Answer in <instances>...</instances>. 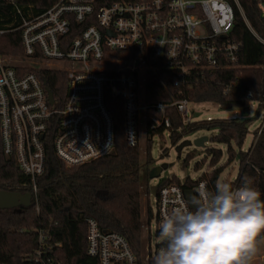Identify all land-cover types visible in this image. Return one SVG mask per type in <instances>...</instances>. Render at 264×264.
<instances>
[{
  "label": "built area",
  "instance_id": "built-area-1",
  "mask_svg": "<svg viewBox=\"0 0 264 264\" xmlns=\"http://www.w3.org/2000/svg\"><path fill=\"white\" fill-rule=\"evenodd\" d=\"M257 5L264 18V0H257ZM238 8L244 16L239 4ZM244 20L264 44L245 16ZM233 24L234 10L225 0H121L107 5L100 0H60L24 20L18 28L24 57L0 56V151L30 179L36 209V179L45 172L46 140L53 124L56 156L67 167H77L114 151L108 95L121 103L123 135L130 147L139 146V128L148 121L154 129L170 128L166 116L170 107L188 122L187 99L147 104L145 74L162 67L185 78L193 72L204 76L206 70L217 71L224 64L237 66L241 45L229 39ZM22 68L63 72L67 83L63 105L50 104L45 82ZM149 110L161 113L162 119L147 115ZM201 189L208 190L205 181L193 191ZM186 191L176 184L159 190L156 233L159 221L187 201ZM87 227V254L98 264H153L161 246L151 251L148 244L147 256L139 263L125 237L101 232L93 219L87 220Z\"/></svg>",
  "mask_w": 264,
  "mask_h": 264
},
{
  "label": "trees",
  "instance_id": "trees-1",
  "mask_svg": "<svg viewBox=\"0 0 264 264\" xmlns=\"http://www.w3.org/2000/svg\"><path fill=\"white\" fill-rule=\"evenodd\" d=\"M60 0H0V56L20 59L24 57L21 31L24 20H30L54 6ZM121 0H100L107 5ZM136 1V0H126ZM234 10V24L229 39L241 45L237 66L220 70H206L204 76L196 72L185 78L173 71L159 67L145 74V97L147 104H172L180 99L190 103H216L222 110H241L249 116L257 105L252 118L216 119L184 122L176 108L166 110L171 126L151 128L145 125L147 145L143 166L140 147L127 145L123 135V112L121 103L107 96L106 102L114 121V151L90 163L67 167L59 160L53 149L55 124L47 136L46 168L36 179L38 209L32 200L30 207L0 210V264H98L87 254V220L97 222L101 232H115L126 238L139 263L147 256L151 234H144L141 219L143 179L153 163L152 138H163L167 131L176 146L184 136L199 130H217L210 139L212 143L226 146V165L238 162V174L229 182L238 189L247 180L260 192L264 201V117L262 124L253 131V142L244 150L250 133V125L264 112V44L247 27L244 16L252 30L264 39V18L257 0H225ZM162 66V65H161ZM23 73L34 71L53 94L55 107L63 105L67 98V83L63 72L22 68ZM158 120L162 114L147 111ZM261 133L258 136V132ZM209 168L199 179L187 177L184 181L176 176L159 182L156 193L167 185L176 184L184 190L195 189L199 181H205L209 192H214L224 171L219 166L222 150L207 149ZM187 160L184 167L187 166ZM201 165L196 164L195 170ZM143 171L145 173H143ZM146 173V174H147ZM30 179L0 151V192H18L33 195ZM153 218L151 208L147 226ZM158 236V232L156 233ZM41 237L43 241L41 242ZM264 239V233L258 241Z\"/></svg>",
  "mask_w": 264,
  "mask_h": 264
},
{
  "label": "clouds",
  "instance_id": "clouds-1",
  "mask_svg": "<svg viewBox=\"0 0 264 264\" xmlns=\"http://www.w3.org/2000/svg\"><path fill=\"white\" fill-rule=\"evenodd\" d=\"M247 180L201 189L157 225L153 264H252L264 233V201Z\"/></svg>",
  "mask_w": 264,
  "mask_h": 264
},
{
  "label": "rangeland",
  "instance_id": "rangeland-1",
  "mask_svg": "<svg viewBox=\"0 0 264 264\" xmlns=\"http://www.w3.org/2000/svg\"><path fill=\"white\" fill-rule=\"evenodd\" d=\"M9 60V58H5ZM189 114L187 121H207L216 119H232V118H252L255 116L257 105L252 107L251 114L245 116L241 110L226 111L222 110L216 103H189ZM264 112L261 113L259 119L254 120L250 128V133L246 139L244 150H248L253 142V131L262 124ZM140 141L139 147L142 152L141 160L144 166L145 163V148L147 136L145 125L140 126ZM217 134V130H199L190 135L184 136L182 140L174 146L170 140V135L166 131L163 138L158 135L152 138V149L151 156L153 163L150 171L145 173L143 188H142V199H141V219L143 223V231L147 233V219L149 215V208H151L153 218L151 219V251H155L157 245L160 244L158 236L155 232V215L157 212V187L161 180L171 178L172 176L178 177L184 181L187 177L193 180H197L200 176L207 171L209 168L210 157L207 154V149H219L222 150V158L219 166L224 165L225 169L222 172L219 181L232 182L235 180L238 174V162L235 161L231 165H226L228 160L227 148L224 145L212 143L210 139ZM208 138L203 148L196 147L194 142L199 138ZM187 160V166L184 167V162ZM201 165L200 170H195L196 164ZM162 168V172L158 178H151V171L156 168ZM258 252L254 257L252 264H264V239L257 243Z\"/></svg>",
  "mask_w": 264,
  "mask_h": 264
},
{
  "label": "water",
  "instance_id": "water-1",
  "mask_svg": "<svg viewBox=\"0 0 264 264\" xmlns=\"http://www.w3.org/2000/svg\"><path fill=\"white\" fill-rule=\"evenodd\" d=\"M49 94V101L50 104L54 103L53 94L50 90H48ZM208 141V138H199L197 139L194 144L196 147L203 148L205 146V142ZM162 172V168L156 167L154 168L151 173V178H158ZM193 190H187L185 192L187 200L194 195ZM31 206V195L29 193L22 194L18 192H0V210H9V209H16L19 207H30Z\"/></svg>",
  "mask_w": 264,
  "mask_h": 264
}]
</instances>
